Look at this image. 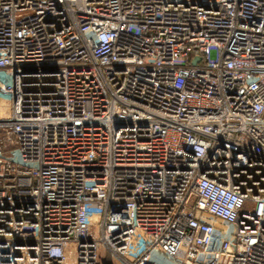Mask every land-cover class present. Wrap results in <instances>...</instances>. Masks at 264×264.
I'll use <instances>...</instances> for the list:
<instances>
[{
    "label": "built area",
    "instance_id": "1",
    "mask_svg": "<svg viewBox=\"0 0 264 264\" xmlns=\"http://www.w3.org/2000/svg\"><path fill=\"white\" fill-rule=\"evenodd\" d=\"M0 97V264H264V0H0Z\"/></svg>",
    "mask_w": 264,
    "mask_h": 264
},
{
    "label": "rangeland",
    "instance_id": "2",
    "mask_svg": "<svg viewBox=\"0 0 264 264\" xmlns=\"http://www.w3.org/2000/svg\"><path fill=\"white\" fill-rule=\"evenodd\" d=\"M216 56V53L215 51H210L209 53V59L213 60ZM0 104L2 106H4V114L3 115H0V117H4L8 114V106H9V100H7L6 98L4 97H0Z\"/></svg>",
    "mask_w": 264,
    "mask_h": 264
},
{
    "label": "water",
    "instance_id": "3",
    "mask_svg": "<svg viewBox=\"0 0 264 264\" xmlns=\"http://www.w3.org/2000/svg\"><path fill=\"white\" fill-rule=\"evenodd\" d=\"M230 231L231 232L234 231V226L233 225L230 226ZM228 240L232 241V239L230 237H228ZM232 251H233V247H230V252H232Z\"/></svg>",
    "mask_w": 264,
    "mask_h": 264
},
{
    "label": "crops",
    "instance_id": "4",
    "mask_svg": "<svg viewBox=\"0 0 264 264\" xmlns=\"http://www.w3.org/2000/svg\"><path fill=\"white\" fill-rule=\"evenodd\" d=\"M4 106H2L1 104H0V115H3L4 114V108H3Z\"/></svg>",
    "mask_w": 264,
    "mask_h": 264
}]
</instances>
